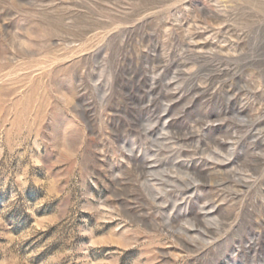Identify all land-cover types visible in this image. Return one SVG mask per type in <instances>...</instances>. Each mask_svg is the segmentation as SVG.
<instances>
[{
  "label": "rangeland",
  "instance_id": "374dc122",
  "mask_svg": "<svg viewBox=\"0 0 264 264\" xmlns=\"http://www.w3.org/2000/svg\"><path fill=\"white\" fill-rule=\"evenodd\" d=\"M0 264H264V0H0Z\"/></svg>",
  "mask_w": 264,
  "mask_h": 264
},
{
  "label": "water",
  "instance_id": "95a60500",
  "mask_svg": "<svg viewBox=\"0 0 264 264\" xmlns=\"http://www.w3.org/2000/svg\"><path fill=\"white\" fill-rule=\"evenodd\" d=\"M138 76H142L143 77L142 72H138ZM143 86H144V92H145V94H144L143 98L141 99L140 103L141 104H146L148 102L149 98H150V92H151V90H150L151 86L149 85V81L147 79H144ZM232 114L236 118H237V116L240 115L237 110H233V113ZM239 121L240 122H243L241 120H239Z\"/></svg>",
  "mask_w": 264,
  "mask_h": 264
}]
</instances>
